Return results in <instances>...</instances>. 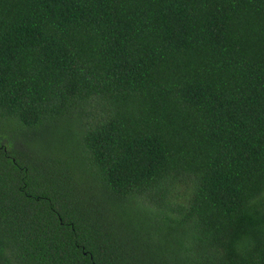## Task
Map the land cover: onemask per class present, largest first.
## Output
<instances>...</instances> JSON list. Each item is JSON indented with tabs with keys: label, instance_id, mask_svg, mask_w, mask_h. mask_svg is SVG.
Masks as SVG:
<instances>
[{
	"label": "trees",
	"instance_id": "16d2710c",
	"mask_svg": "<svg viewBox=\"0 0 264 264\" xmlns=\"http://www.w3.org/2000/svg\"><path fill=\"white\" fill-rule=\"evenodd\" d=\"M0 264H264V0H0Z\"/></svg>",
	"mask_w": 264,
	"mask_h": 264
},
{
	"label": "rangeland",
	"instance_id": "374dc122",
	"mask_svg": "<svg viewBox=\"0 0 264 264\" xmlns=\"http://www.w3.org/2000/svg\"><path fill=\"white\" fill-rule=\"evenodd\" d=\"M68 131H69V133L67 134V136L70 137V138H72V137L74 138V135H73V133H72L73 128L70 127V128L68 129ZM132 210H136V211L141 212L143 209H142L141 207H136V206H134V204H132V205H130V211H128L129 213H127L126 210H123V213L120 214V217H121L126 223L134 224V223H136V222L142 220V217L130 216V212H131ZM133 213L135 214V211H134ZM135 215H137V214H135ZM128 217H129V218H128ZM133 221H134V222H133ZM142 222H143V220H142ZM144 225H145V224H143L142 226H144Z\"/></svg>",
	"mask_w": 264,
	"mask_h": 264
}]
</instances>
